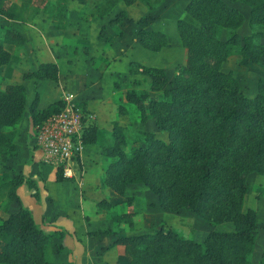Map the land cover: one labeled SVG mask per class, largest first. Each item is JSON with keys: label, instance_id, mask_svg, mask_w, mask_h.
I'll use <instances>...</instances> for the list:
<instances>
[{"label": "trees", "instance_id": "16d2710c", "mask_svg": "<svg viewBox=\"0 0 264 264\" xmlns=\"http://www.w3.org/2000/svg\"><path fill=\"white\" fill-rule=\"evenodd\" d=\"M60 9H54L52 20L65 17V0H57ZM137 0H100L93 6L94 14L103 17L116 3L130 5ZM240 1L249 8L247 24L253 28L240 36L236 31L243 15L224 0H187L183 15L176 20L175 29L181 47L183 62L176 66L168 86L165 71L157 66H145L135 60L128 62V71L148 77L147 90L129 89L124 93L126 103L138 112L141 123L152 119L166 140L151 131L140 130L127 138L124 125L118 119L128 110L117 106L111 129L98 146L103 157L110 159L104 169L101 184L123 197L129 183H140L158 197L161 207L183 208L215 226L231 222L232 229L210 230L201 241L180 236L167 225L158 224L152 231L119 235L111 245L122 247L128 262L109 264H251L247 254L253 246L252 231L256 227L255 211L242 207L248 189L246 175L256 172L264 175V80H257L254 95L247 96L239 88L222 63L235 50L251 62L264 56V0ZM46 1L43 2L45 8ZM119 14V13H118ZM0 15L5 19L25 22L12 0H0ZM125 17L123 12L110 18L116 24ZM150 15L136 19L138 44L149 51H159L166 45V35L148 26ZM101 32V30H100ZM263 41V42H262ZM23 37L17 31L4 27L0 32V66L10 60L6 44L20 46ZM23 78L57 81V67L53 62H40ZM38 95L34 91L28 106L33 126L61 106V99L47 108H37ZM82 107L83 105L80 104ZM25 107V88L21 83H7L0 87V157H13L15 124ZM96 122L83 125V144L96 140ZM165 174V178H160ZM57 181L63 179L54 170ZM24 182L31 196L39 198L37 179L15 174L8 180L0 177V193L18 202L17 209L0 216V263L59 264L47 257L46 245L52 236L43 232L33 221L15 193ZM170 200L175 202L170 204ZM101 209L110 204L101 199ZM132 212L121 214L119 222L132 227ZM118 222V223H119ZM106 230L88 232L89 235ZM112 233V232H110ZM264 264V257L257 263Z\"/></svg>", "mask_w": 264, "mask_h": 264}, {"label": "rangeland", "instance_id": "374dc122", "mask_svg": "<svg viewBox=\"0 0 264 264\" xmlns=\"http://www.w3.org/2000/svg\"><path fill=\"white\" fill-rule=\"evenodd\" d=\"M44 1H46L45 8L42 7ZM12 2L16 5L23 20L29 23L39 22L41 19L52 21L51 16L52 12H54L53 10L60 9L61 5L57 0H12ZM98 2H100V0H65L63 3L65 17L62 23H64L67 29H75L76 27L78 31V35L75 33V37H68L67 40L73 43L75 40H77L76 42L79 40V42L77 44V51H74L73 46L67 47V55L73 59L71 64L69 62H65L64 64L60 63L59 71L61 81L68 82L66 88L71 89L70 91L65 90L64 92L72 94L76 100L80 98L83 104L87 102L90 107H98L100 127H104L108 122L107 118L111 114L109 112L111 111V104L99 101L100 98L104 99L105 102L111 100L113 102L112 104H118L125 101L123 95L125 91L129 89L147 90L148 96L150 98L154 97L155 93L148 90V77L128 71V62L130 60H137L140 64L143 62L150 63V66H162L168 80L165 87L168 86L176 66L179 65L182 60L183 50L176 34L175 24L176 20L183 15L187 0H137L130 5H124L118 2L113 6L111 11L103 17H97L94 14L93 6ZM224 2L236 7L243 15V22L236 30L238 34L242 36L249 33L253 29L247 24L249 8L240 1L224 0ZM120 12H123L125 17L116 22V24H119V27H116V24L108 23L109 27H106V29L104 27L100 28L101 32L99 36L105 37L106 35L105 38L110 48L108 50L109 52L107 51L104 53V55L106 54L105 64L108 65V67L104 71L101 79L96 78L90 65H92L94 59L98 60L101 57L97 47L99 43L97 44L95 39L93 40V37H95L94 34L98 32L99 27L103 23L102 19L105 18L110 20V18L116 16V14L119 15ZM143 15H150L153 17V21L148 26L150 29L162 31L166 35V45L164 49L158 51V53L146 51L140 46L137 47V49L140 50L138 54L133 51V47H135L136 44L135 41L137 40L136 31L138 28L135 22L138 17ZM96 24H98V28H96ZM4 27L6 26L0 24V32L3 31ZM90 46L92 47V51H88ZM150 54H157V57L154 55L150 56ZM147 65L148 64L145 66ZM221 68L223 71H229L233 75L240 90L247 96L255 94L257 80H264V56L257 62H251L240 56L235 50L222 63ZM69 77L71 79L67 81ZM41 89H43V86ZM30 90L29 88V92ZM53 91L54 90H52V93ZM126 104L128 114L126 116H121L118 121L120 124H126L124 125V132L127 138L136 136V132L140 130H147L151 131L156 137L166 140L165 133L156 129L152 119H148L144 123L139 122L138 112L135 107L132 104ZM114 117H116V113H114ZM93 120L95 121V119ZM109 132L110 130L101 133L98 144L102 139L108 136ZM105 162L106 165L104 169L110 162V159L105 157ZM34 163L41 169L43 179L40 181L42 184H45L48 193H52L60 198H62L61 195L65 196L70 194L69 199H67L64 204L60 203V206H64L70 214L75 211L78 212L80 204L78 203L79 201L76 195L78 191L76 186L77 177L54 183V169L38 161ZM103 172L100 177V182ZM165 177L166 175L163 174L160 178ZM1 179H3V177H1ZM81 179L79 180L81 181ZM246 181L248 189L243 197L242 207H249L253 209L256 214V227L252 231L253 246L251 251L247 254V259L251 264H257L262 257H264V175L253 171L246 175ZM102 188L106 190L105 186ZM124 195L131 199L129 205L125 203V206H128L126 212H132L131 220L133 221L134 218L136 221L135 227H132L133 229L131 228V233L149 232L158 224H164L175 229L182 237L201 241L212 229L226 231L233 228L232 223L228 221L212 226L202 217L183 208H163L159 204L158 197L140 183L127 184ZM12 200L14 199H8L6 197L5 191L0 193L1 217L6 216L9 212V208H12ZM45 201L50 206V209H56L53 204H50L48 198H46ZM86 202L90 203L83 197V209L88 211L89 209L86 206ZM170 204L174 205L175 202L170 200ZM122 211L123 210H120L119 213ZM125 222L124 220L119 223L126 224ZM50 240L51 237L46 245V252ZM47 257L50 259L48 252Z\"/></svg>", "mask_w": 264, "mask_h": 264}, {"label": "crops", "instance_id": "0c3cea01", "mask_svg": "<svg viewBox=\"0 0 264 264\" xmlns=\"http://www.w3.org/2000/svg\"><path fill=\"white\" fill-rule=\"evenodd\" d=\"M102 22L100 27L96 24V28L99 27V29L94 34L95 37H93V40L95 39L96 43H99L97 47L101 58L98 60L94 59L92 65H90L91 70L94 71V76L99 79L103 77V73L108 67L105 64L106 54L104 55V53L110 48L105 38L106 35L105 37L99 36L101 27L105 29L109 27V19L104 18ZM0 24L17 31L24 39L23 44L20 46L8 44L4 46L10 53V60L7 64L0 66V87L7 83H21L25 88V109L15 124V133L13 136L16 155L13 157H0L1 177L4 180H8L15 174H22L24 176H33L37 179L39 199H34L31 196L30 189H28L24 182L16 187L15 193L19 203L31 213L33 221L37 226L43 232L52 234L49 246H47V252L52 262L59 264H109L116 261L128 262V257L123 253L122 247L119 245H111V242L116 236L131 234L136 221L133 218L132 229L128 228L127 224L118 223L121 214L127 211L128 206H125L123 197L117 195L107 187L106 190L102 188L100 177L106 162L98 146L101 133L111 129V121L115 119L114 113L117 112V106L123 104L127 107V104L125 101L112 104L113 102L111 100L105 102L104 99L100 98L99 101L111 104V111H109L111 114L107 118L108 122L104 127H100L98 107H90L87 102L83 104L80 98L77 99L83 107L95 115L94 119L97 130L96 141L92 144H83L81 153L83 174L81 181L76 185L79 191H77L76 195L80 207L78 208V212L75 211L70 214L64 206H60V203L64 204L69 199L70 194L65 196L61 195L62 198H60L52 193H48L45 184L41 183L43 179L41 169L34 163L33 152L30 149L33 125L30 120L28 106L33 98L34 91L38 95L37 108L44 109L55 100L61 99L65 90H71L66 88L68 82L61 81L59 64H64L65 62L71 64L73 58L68 57L67 47L73 46L74 51H77L79 40L78 42L75 40L73 43L67 40V38L75 37L78 31L76 27L75 29H67L64 23H62V20L51 21L41 19L39 22L29 23L5 19L0 15ZM116 27H119V24H116ZM135 43L133 51L138 54L140 50L137 47L140 45L137 40ZM182 50L181 63L183 62L185 53L183 47ZM88 51H92L91 46ZM153 52L158 53V51ZM152 55L157 57V54H150V56ZM40 62L55 63L57 67V81L22 77L23 73L34 70ZM142 64L149 65L150 63L143 62ZM161 68L163 67L161 66ZM70 79L69 77L67 81ZM42 86L43 89H41ZM29 88L31 89L30 92ZM52 90H54L53 93ZM122 125L126 124L122 123ZM53 180L54 183H59L65 179L63 178L57 181L53 173ZM83 197L90 202H86L88 211L83 209ZM46 198L50 200V204H53L56 208L55 210L50 209V206L45 201ZM101 199L110 204L108 209H101L96 206V203ZM11 206L12 208H9V212L17 209L18 202L12 200ZM120 210L123 211L119 213ZM97 230H106L107 232L98 235L88 234V232Z\"/></svg>", "mask_w": 264, "mask_h": 264}, {"label": "built area", "instance_id": "2783aa9c", "mask_svg": "<svg viewBox=\"0 0 264 264\" xmlns=\"http://www.w3.org/2000/svg\"><path fill=\"white\" fill-rule=\"evenodd\" d=\"M61 101L58 110L32 127L31 149L34 161L58 170L64 179L77 177L79 184L83 174L81 130L94 115L70 93L63 92Z\"/></svg>", "mask_w": 264, "mask_h": 264}]
</instances>
